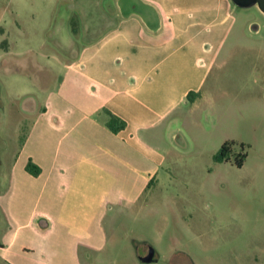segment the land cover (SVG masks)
Here are the masks:
<instances>
[{
    "label": "rangeland",
    "instance_id": "374dc122",
    "mask_svg": "<svg viewBox=\"0 0 264 264\" xmlns=\"http://www.w3.org/2000/svg\"><path fill=\"white\" fill-rule=\"evenodd\" d=\"M230 1L178 0L165 14L181 19L159 34L134 29L119 51L116 33L95 40L82 25L83 14L101 15L92 7L115 17L117 0H0V194L35 115L52 90H67L72 68L81 64L106 81L140 65L138 95L155 107L153 124L139 132L162 131L169 157L116 230L109 216L110 243L89 264H264V14ZM154 68L174 81L156 101L147 91ZM189 90L200 93L196 103L184 95ZM172 120L176 128L167 132ZM226 142L231 161L217 163ZM151 249L154 261L144 263L139 257Z\"/></svg>",
    "mask_w": 264,
    "mask_h": 264
},
{
    "label": "crops",
    "instance_id": "0c3cea01",
    "mask_svg": "<svg viewBox=\"0 0 264 264\" xmlns=\"http://www.w3.org/2000/svg\"><path fill=\"white\" fill-rule=\"evenodd\" d=\"M117 1L115 17L92 7L101 15L83 14L82 25L85 36L95 40L104 33V37L116 33L119 51L123 50L121 42L134 36V29L142 26L159 34L165 24L181 19L165 14L178 7V0ZM230 2L234 9H259ZM71 30L76 35L82 32L78 27ZM252 30L255 36L261 33L258 25ZM130 51L138 54L139 47L132 46ZM80 66L72 68L67 90H52L35 115L8 175L10 187L0 194V264L94 261L93 255L110 243L109 216L116 230L120 216L155 187L156 173L169 157L162 131L139 132L140 127L153 124L155 107L153 100L138 95L145 88L139 81L146 72L142 66L129 64L121 78L106 81ZM154 70L157 77L149 79L147 91L156 101L160 89L172 88L174 81ZM129 75L136 79H127ZM127 80L138 85L125 86ZM190 94L193 103L200 99L199 92L184 93ZM111 116L125 122V128L111 131L107 127ZM174 127L172 120L165 130L171 132ZM30 160L41 168L38 177L26 171Z\"/></svg>",
    "mask_w": 264,
    "mask_h": 264
},
{
    "label": "trees",
    "instance_id": "16d2710c",
    "mask_svg": "<svg viewBox=\"0 0 264 264\" xmlns=\"http://www.w3.org/2000/svg\"><path fill=\"white\" fill-rule=\"evenodd\" d=\"M192 95H189V98L192 99ZM126 126L125 122L121 121L120 119L111 116L110 121L107 123V127L117 133L120 130L124 129ZM24 142V140H23ZM22 142V145H23ZM21 145V146H22ZM233 145V143L230 142H226L223 144V146L220 148V150L218 151V153L215 155L214 160L217 163H224V162H228L231 161V146ZM248 157L247 153H242L239 154L237 157H235V165L239 168L243 167L246 159ZM26 171L31 174L34 177H38L41 174V168L39 166H37L36 164H34L31 160L29 161L27 167H26Z\"/></svg>",
    "mask_w": 264,
    "mask_h": 264
},
{
    "label": "water",
    "instance_id": "95a60500",
    "mask_svg": "<svg viewBox=\"0 0 264 264\" xmlns=\"http://www.w3.org/2000/svg\"><path fill=\"white\" fill-rule=\"evenodd\" d=\"M233 2L240 7L258 6L259 9L264 13V0H233ZM154 254V250L151 249L149 256L146 258H142L141 260L144 263L152 262L154 261Z\"/></svg>",
    "mask_w": 264,
    "mask_h": 264
}]
</instances>
